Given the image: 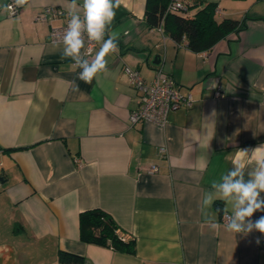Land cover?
I'll use <instances>...</instances> for the list:
<instances>
[{
    "label": "crops",
    "instance_id": "obj_1",
    "mask_svg": "<svg viewBox=\"0 0 264 264\" xmlns=\"http://www.w3.org/2000/svg\"><path fill=\"white\" fill-rule=\"evenodd\" d=\"M69 2L0 11V264H59V251L83 264H264V235L224 230L231 203L215 199L208 210L216 230L201 212L205 194L219 196L213 182H223L237 151L264 144V0H183L190 17L213 3L217 18L240 22L201 53L150 28L146 0H121L105 37L117 36L118 50L91 83L49 38L69 19ZM45 8L61 15L36 20ZM101 44L89 55L84 45L79 59L90 64ZM124 67L146 82L161 69L192 106L170 111L164 126L131 124L141 94ZM244 163L248 180L255 161ZM92 209L134 240V254L80 240L79 214Z\"/></svg>",
    "mask_w": 264,
    "mask_h": 264
},
{
    "label": "clouds",
    "instance_id": "obj_2",
    "mask_svg": "<svg viewBox=\"0 0 264 264\" xmlns=\"http://www.w3.org/2000/svg\"><path fill=\"white\" fill-rule=\"evenodd\" d=\"M28 3L29 0H13V4L0 6V11L8 12L14 7H24ZM120 5L121 0H83L82 8L77 4V0H70L68 4L69 20L63 36V58L76 61L83 69L79 78L85 83H91L98 73L106 70V56L118 50V37L115 35L105 37ZM82 32H86L90 40L102 42L90 64L79 59L81 49L84 47ZM245 160L255 161V168L248 173V180L244 178ZM221 179L222 183L213 182L212 185L219 196L208 193L203 198L201 212L206 222L213 230L220 227L208 210L215 199H222L226 203H231L232 208V214L227 217V223L223 226L225 231L244 236L258 231L264 235V216L255 221L251 219L254 213L264 212V196L261 195L264 193V144L254 149L238 150L232 170ZM256 243H260L259 238Z\"/></svg>",
    "mask_w": 264,
    "mask_h": 264
},
{
    "label": "trees",
    "instance_id": "obj_3",
    "mask_svg": "<svg viewBox=\"0 0 264 264\" xmlns=\"http://www.w3.org/2000/svg\"><path fill=\"white\" fill-rule=\"evenodd\" d=\"M186 10L169 11L171 0H146L144 20L150 28H159L176 44H185L184 47L195 53L210 50L219 40L230 33L238 32L240 22L230 18H217V6L213 3L202 5L190 17L187 15L189 6L180 0ZM216 208L221 212L220 204ZM18 226L15 227L17 229ZM79 238L82 242L113 251L134 254L133 239L121 234L114 220L105 212L92 209L79 214ZM59 264H83L81 256L59 251Z\"/></svg>",
    "mask_w": 264,
    "mask_h": 264
},
{
    "label": "built area",
    "instance_id": "obj_4",
    "mask_svg": "<svg viewBox=\"0 0 264 264\" xmlns=\"http://www.w3.org/2000/svg\"><path fill=\"white\" fill-rule=\"evenodd\" d=\"M168 10L180 11L186 10V7L180 0H171ZM16 11L15 8L10 10L11 14L16 13ZM50 15L60 16L61 12L53 8H45L35 18L36 20L45 21ZM81 17H83V12ZM68 20L61 26L50 28L49 38L51 42L63 43V36L67 28ZM82 39L85 45V55L91 54L95 50L98 42L90 40L86 32H82ZM179 46H185V44L182 43ZM123 72L127 75L129 84L141 94L138 108L130 115L131 124L150 122L158 126H164L170 111L190 108L192 106L193 98L191 94L182 93L175 81L164 74L161 69L156 71L154 78L150 82H146L137 71L128 67H124ZM164 152V148L159 149L160 154H164ZM75 162L77 164L81 163L78 158L75 159ZM150 171L156 172L157 167L152 165ZM228 216L230 215L226 213L222 214L223 223H227Z\"/></svg>",
    "mask_w": 264,
    "mask_h": 264
},
{
    "label": "water",
    "instance_id": "obj_5",
    "mask_svg": "<svg viewBox=\"0 0 264 264\" xmlns=\"http://www.w3.org/2000/svg\"><path fill=\"white\" fill-rule=\"evenodd\" d=\"M154 63H158V62H154ZM0 181H3L2 177L0 176Z\"/></svg>",
    "mask_w": 264,
    "mask_h": 264
}]
</instances>
